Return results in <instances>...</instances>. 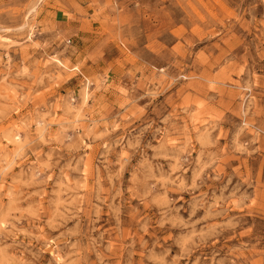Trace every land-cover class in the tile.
Listing matches in <instances>:
<instances>
[{
  "label": "rangeland",
  "instance_id": "rangeland-1",
  "mask_svg": "<svg viewBox=\"0 0 264 264\" xmlns=\"http://www.w3.org/2000/svg\"><path fill=\"white\" fill-rule=\"evenodd\" d=\"M0 264H264V0H0Z\"/></svg>",
  "mask_w": 264,
  "mask_h": 264
}]
</instances>
